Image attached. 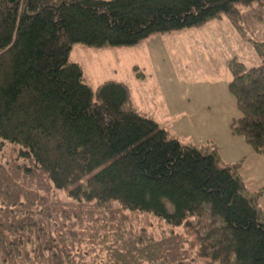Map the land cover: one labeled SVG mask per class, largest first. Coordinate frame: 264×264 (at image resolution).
<instances>
[{
  "label": "trees",
  "instance_id": "1",
  "mask_svg": "<svg viewBox=\"0 0 264 264\" xmlns=\"http://www.w3.org/2000/svg\"><path fill=\"white\" fill-rule=\"evenodd\" d=\"M255 4L0 0V264H264L262 193L247 189L243 161L183 144L125 83L94 91L69 58L76 45L136 47L227 17L261 58L228 62L231 132L264 155V41L241 11ZM125 213L172 230L155 238Z\"/></svg>",
  "mask_w": 264,
  "mask_h": 264
},
{
  "label": "rangeland",
  "instance_id": "2",
  "mask_svg": "<svg viewBox=\"0 0 264 264\" xmlns=\"http://www.w3.org/2000/svg\"><path fill=\"white\" fill-rule=\"evenodd\" d=\"M241 11L247 15L242 21L248 35L253 39L264 41V6L260 4L250 8L242 6ZM195 31L199 33L185 30L154 35L150 42V39H147L145 40L147 42H144L146 45H142L149 50L145 55L138 53L137 46L105 50L76 45L69 58L70 61L83 67L87 83L94 91L106 81L125 83L129 87L132 102L135 100L136 109L163 127L168 120L163 115V109L159 107L163 98L150 95L154 90L159 89L161 84L171 87L169 83L164 82L165 76L171 70L183 71V75L188 77L185 78L187 83L194 86L195 96H189V99L191 102L200 103V109L194 115L195 121H203L215 115L221 121L223 118L226 121L235 118L240 112L228 88L231 80L228 62L235 57L248 67H252L260 65L261 58L253 45L243 39L231 49L220 40L221 36L218 34L222 32H216L213 28L210 34L201 37L200 31L203 32L204 29ZM84 51L87 53L85 54ZM231 53L235 55L232 56ZM137 73L143 77L139 78ZM149 90L152 92L149 93ZM241 161L245 162L244 159ZM245 165L248 168L241 173V176L249 191L262 193L259 203L264 209V158L259 161L249 158ZM57 195L66 200L64 192H58ZM125 214L130 218L133 217L138 228H146L155 238H160L172 230L164 221L151 214ZM175 231L182 234L183 228H176Z\"/></svg>",
  "mask_w": 264,
  "mask_h": 264
},
{
  "label": "crops",
  "instance_id": "3",
  "mask_svg": "<svg viewBox=\"0 0 264 264\" xmlns=\"http://www.w3.org/2000/svg\"><path fill=\"white\" fill-rule=\"evenodd\" d=\"M213 28L216 32H222L221 34H218L221 36L220 40H223V42L226 43L225 46H229L231 49L235 45L240 44L242 41L240 34L237 32L232 22L228 18L224 17L203 27L190 29L188 31H193L197 34L199 32L195 30L200 31L204 29L203 32L200 31V35L203 37L205 34H210L209 32ZM153 38L154 36L149 38V42ZM144 42L138 45L137 48L139 54L145 55L149 50H147L145 46H142L146 45ZM150 45H152V43H150ZM84 52L85 54L87 53V51ZM231 55L234 56L235 54L231 53ZM183 74V71H169L164 78V82L169 83V86L171 87L161 84L160 88L154 90V93L150 95L155 98H158L159 96L163 98V102L159 104V107L163 109V115L166 117V119H168L165 122L164 128L170 133V135L176 137L185 145L192 144L204 146L207 144H214L218 147L219 153L226 163H235L241 161L242 159H244L246 162L249 158L258 161L262 160L264 155L256 153L246 142L244 137L235 136L231 132L232 121L238 118L240 115L235 118L228 119L227 121L224 120V118L221 121L216 115L203 121H195L194 115L198 109H200V103L198 101H190L189 96H195L193 91L194 86L187 83L185 78L188 77L184 76ZM170 81H173L175 84ZM151 92L152 91L149 90V93ZM144 93H146V91ZM134 102L135 100L133 101V105L136 106ZM204 108L208 107L204 106ZM252 151L255 153V155ZM246 155H249V157ZM245 162L243 163L244 166L242 164L241 173L245 172V170L248 168L247 165H245Z\"/></svg>",
  "mask_w": 264,
  "mask_h": 264
}]
</instances>
